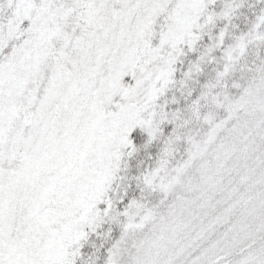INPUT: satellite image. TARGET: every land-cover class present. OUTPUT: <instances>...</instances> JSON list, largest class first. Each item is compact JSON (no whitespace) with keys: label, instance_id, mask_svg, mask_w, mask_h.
Instances as JSON below:
<instances>
[{"label":"snow or ice","instance_id":"6c2138e0","mask_svg":"<svg viewBox=\"0 0 264 264\" xmlns=\"http://www.w3.org/2000/svg\"><path fill=\"white\" fill-rule=\"evenodd\" d=\"M0 264H264V0H0Z\"/></svg>","mask_w":264,"mask_h":264}]
</instances>
